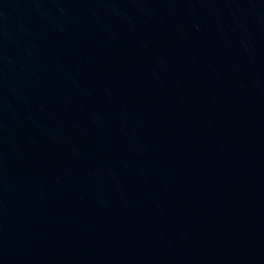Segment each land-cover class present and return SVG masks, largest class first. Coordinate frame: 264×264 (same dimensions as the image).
<instances>
[{
  "label": "water",
  "instance_id": "water-1",
  "mask_svg": "<svg viewBox=\"0 0 264 264\" xmlns=\"http://www.w3.org/2000/svg\"><path fill=\"white\" fill-rule=\"evenodd\" d=\"M0 264H264V0H0Z\"/></svg>",
  "mask_w": 264,
  "mask_h": 264
}]
</instances>
